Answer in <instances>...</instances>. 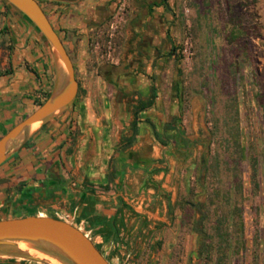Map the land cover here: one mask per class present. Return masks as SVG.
Returning a JSON list of instances; mask_svg holds the SVG:
<instances>
[{
  "label": "rangeland",
  "instance_id": "rangeland-1",
  "mask_svg": "<svg viewBox=\"0 0 264 264\" xmlns=\"http://www.w3.org/2000/svg\"><path fill=\"white\" fill-rule=\"evenodd\" d=\"M78 6L62 8L81 20L56 29L78 82L64 142L83 134L85 100L107 113L100 122L117 140L101 173L123 170L130 191L125 213L95 231L61 216L111 264H264V0H114L102 23Z\"/></svg>",
  "mask_w": 264,
  "mask_h": 264
},
{
  "label": "crops",
  "instance_id": "crops-1",
  "mask_svg": "<svg viewBox=\"0 0 264 264\" xmlns=\"http://www.w3.org/2000/svg\"><path fill=\"white\" fill-rule=\"evenodd\" d=\"M108 2L82 1L76 9L87 14L89 23H101ZM51 13L56 19L54 27L63 33L81 20L73 8L53 7ZM52 83L47 46L25 17L0 0V137L44 101ZM88 104L91 110L79 120L83 134L74 147L64 142L63 131L77 113L66 110L63 119L44 125L32 137L33 145L9 160L17 159L16 167L8 171L2 169L7 162L0 166V219L41 215L70 222L63 214L95 231L101 217L109 222L116 212L121 213L119 201L130 191L126 189L127 176L123 177L121 169L115 176L101 173L103 152L116 144L117 137L100 122L107 113L97 114L85 100ZM0 264L24 263L0 259Z\"/></svg>",
  "mask_w": 264,
  "mask_h": 264
},
{
  "label": "water",
  "instance_id": "water-1",
  "mask_svg": "<svg viewBox=\"0 0 264 264\" xmlns=\"http://www.w3.org/2000/svg\"><path fill=\"white\" fill-rule=\"evenodd\" d=\"M3 1L27 19L47 46L53 83L48 97L0 137V166L44 125L69 109L78 92L72 60L42 10L40 0ZM0 259L25 264H111L79 227L63 219L41 215L0 219Z\"/></svg>",
  "mask_w": 264,
  "mask_h": 264
},
{
  "label": "trees",
  "instance_id": "trees-1",
  "mask_svg": "<svg viewBox=\"0 0 264 264\" xmlns=\"http://www.w3.org/2000/svg\"><path fill=\"white\" fill-rule=\"evenodd\" d=\"M160 6H164V8H167V4L165 3V1H162L161 3H160ZM172 50H174V49H172ZM171 55H173V53L171 52V51H169V52H167V56H171ZM173 88H174V90L177 92L178 90H179V88H180V83H179V81H178V79L174 82V84H173ZM153 94H154V96H155V93L153 92ZM48 95H49V93H47V95L45 96V99L48 97ZM41 104V102H39L38 104H37V106H39ZM152 105H153V101H148V102H146V103H140V107H138V108H136V110H135V112H134V120H133V126L135 127L136 125H137V120H138V116H139V112L140 111H144V110H146V109H148V108H150V107H152ZM151 126V125H150ZM152 129H153V127H152ZM135 130V132H134V135H136V129H134ZM152 133H153V135H155L156 136V132H155V130L153 129L152 130ZM32 139L33 138H31L14 156H12L10 159H12V158H14V157H16L17 155H18V153L22 150V149H24V148H27V147H30V146H32L33 145V143H32ZM131 143V140L130 139H127V144L129 145ZM10 159H8L6 162H8ZM5 162V163H6ZM5 163H3V164H5ZM2 164V165H3ZM1 165V166H2ZM96 248H97V246H96ZM98 249V248H97Z\"/></svg>",
  "mask_w": 264,
  "mask_h": 264
},
{
  "label": "flooded vegetation",
  "instance_id": "flooded-vegetation-1",
  "mask_svg": "<svg viewBox=\"0 0 264 264\" xmlns=\"http://www.w3.org/2000/svg\"><path fill=\"white\" fill-rule=\"evenodd\" d=\"M40 1H42V2H47V3L57 4V5H60V6H74V5L79 4V3L82 2V1H87V0H74V1H78V2H76V3H63V2L48 1V0H40ZM40 1H39V3H40ZM106 1H114V0H106ZM40 6H41V5H40ZM152 6H160V5H158L157 3H151L150 5H148V7H147V11H148L149 14L152 13ZM41 8H42V10L44 11V13L46 14V16H47V18L49 19L51 25H52L53 28L55 29L56 33L58 34V36L60 37V39H61V41H62V43H63V45H64V42H63V40H62V38H61V36H60L58 30H56V28H55L54 25H53V22L51 21V18L48 16V13H49L50 11L52 12L53 7H52V8H48V10H45L42 6H41ZM105 19H106V18H103V19H102V22L105 21ZM102 22H101V23H102ZM133 31H134V33L137 34V35H138V32H140V30H138V27H136V26L133 28ZM167 37L169 38V34H167ZM140 40H141V39H140ZM64 47H65V46H64ZM65 49H66V47H65ZM155 98H156V95L154 96V94L152 93L151 96H150V98L148 99V101H154Z\"/></svg>",
  "mask_w": 264,
  "mask_h": 264
}]
</instances>
